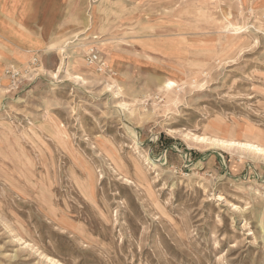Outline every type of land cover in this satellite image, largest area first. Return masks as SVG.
<instances>
[{
    "label": "rangeland",
    "instance_id": "374dc122",
    "mask_svg": "<svg viewBox=\"0 0 264 264\" xmlns=\"http://www.w3.org/2000/svg\"><path fill=\"white\" fill-rule=\"evenodd\" d=\"M0 264H264V0H0Z\"/></svg>",
    "mask_w": 264,
    "mask_h": 264
},
{
    "label": "built area",
    "instance_id": "2783aa9c",
    "mask_svg": "<svg viewBox=\"0 0 264 264\" xmlns=\"http://www.w3.org/2000/svg\"><path fill=\"white\" fill-rule=\"evenodd\" d=\"M85 62L87 65L94 66L99 70H103L105 67L104 62L99 56L98 50L91 45L87 47ZM6 74L10 76L12 79H16L19 76V72L14 69L7 70Z\"/></svg>",
    "mask_w": 264,
    "mask_h": 264
},
{
    "label": "bare ground",
    "instance_id": "6f19581e",
    "mask_svg": "<svg viewBox=\"0 0 264 264\" xmlns=\"http://www.w3.org/2000/svg\"><path fill=\"white\" fill-rule=\"evenodd\" d=\"M170 84H171V83H170V82H168V84H166V85H168V86H169ZM206 142H207V141H206ZM246 148H247V149H249V150H252V151L258 150V148H257V149H256V148L254 149V147H253V146H251V145H246Z\"/></svg>",
    "mask_w": 264,
    "mask_h": 264
},
{
    "label": "crops",
    "instance_id": "0c3cea01",
    "mask_svg": "<svg viewBox=\"0 0 264 264\" xmlns=\"http://www.w3.org/2000/svg\"><path fill=\"white\" fill-rule=\"evenodd\" d=\"M40 45L42 46V44H40ZM40 45H39V46H40Z\"/></svg>",
    "mask_w": 264,
    "mask_h": 264
}]
</instances>
